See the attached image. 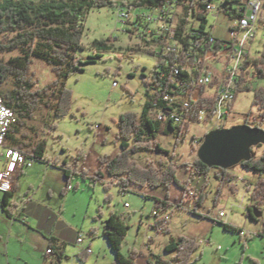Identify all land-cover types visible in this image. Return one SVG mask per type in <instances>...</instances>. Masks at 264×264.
I'll list each match as a JSON object with an SVG mask.
<instances>
[{"label":"rangeland","instance_id":"rangeland-1","mask_svg":"<svg viewBox=\"0 0 264 264\" xmlns=\"http://www.w3.org/2000/svg\"><path fill=\"white\" fill-rule=\"evenodd\" d=\"M3 0H0L2 2ZM129 4L132 0H111L113 5L92 8L85 18L83 37V50L78 56L83 60L101 55L94 63H87L85 71L72 75L67 80V88L73 93V105L70 114L65 119L56 118L52 107L42 105L33 121L26 122L18 140L26 141L33 146L45 140L46 158L60 163L68 162L75 165V160L81 154L86 158L85 169L93 175L99 168L98 159L108 157L113 159L121 151L117 122L120 116L131 112L141 116L143 107L148 99L149 82L154 72L159 69V59L153 52L145 47L135 34L134 20L118 19L116 5L120 2ZM137 11V10H136ZM143 13L150 10H142ZM210 23L215 24L214 18ZM231 21L222 16L217 25V37H226ZM258 35L249 43L252 50L250 55L260 59L264 51V29L258 25ZM0 41H4L0 35ZM101 42L106 47L95 46ZM19 50L13 52H0V59L6 62L9 58L20 56ZM264 67V66H263ZM219 68V67H218ZM217 68V69H218ZM38 87L51 84L55 79L52 68L42 60H35L33 67ZM249 69V68H248ZM252 74V75H251ZM246 85L252 87L251 91L240 93L235 100V109L225 121L227 128L236 125H245L247 119L250 126L261 121L260 111L253 106L254 89L264 88V77H260L254 65L243 74ZM117 82V87H114ZM12 79L6 89L11 88ZM208 91V90H207ZM206 94H213L208 91ZM53 102L56 98L52 97ZM252 115L248 117V113ZM257 120V121H256ZM216 122L208 120L207 123L192 124L183 143L176 142L174 133L159 134L156 140L170 156L160 154L141 153L134 155V160L140 165H157L160 162L165 167L170 163L177 165V178L182 182L184 194L190 189L200 195L206 178L194 176L189 171V164L198 160L197 154L203 139L215 128ZM55 126L52 129L51 126ZM264 130V123L260 126ZM25 134V136H23ZM254 156L259 158L264 154V145L254 147ZM81 159V158H80ZM44 166L36 164L34 169H26V175L31 176V182L38 184L45 178ZM80 168V167H78ZM96 170V171H95ZM234 176L228 186L223 188L218 199L220 182L215 178V171L208 176L207 194L204 206L199 209L205 217L193 215L195 199L184 197L178 186L173 185L168 191L172 197L177 195L180 199L172 202L169 209V233H158L153 226L156 224L152 215L155 211V199L149 196L166 195L164 187L150 189L130 186L127 192H120L119 187L110 183L107 177L105 183L109 186L106 192L104 185L98 182L94 188L88 185V180L75 177L73 185H79L80 190H71L68 195L61 197V192L52 199L53 205H65V221L71 231V238L67 241V251L61 260L54 256L56 264H116V253L109 246L107 238L103 235V226L111 213L124 216L128 226L123 253L130 256L138 253L140 257H150L151 253L161 255L171 260L173 255L167 253L165 247L180 237L200 241V248L195 254L193 264H264V207L255 212L259 222H253L247 216V207L253 186L264 174L243 168L238 165L231 170ZM48 193L40 197L48 198ZM148 196V197H146ZM107 198L109 200H107ZM128 204V207H126ZM223 209L226 215L221 220L216 215ZM223 224L237 227L246 236L234 231H226ZM23 224V223H22ZM96 237L91 243V254L86 253V244H77V236L87 239ZM92 238V239H93ZM87 240V245L92 240ZM28 244L18 245L17 254L0 264H41L43 242L41 238H30ZM38 246L40 251H35ZM150 249H149V248ZM86 254L87 260L81 261L78 256Z\"/></svg>","mask_w":264,"mask_h":264},{"label":"trees","instance_id":"trees-1","mask_svg":"<svg viewBox=\"0 0 264 264\" xmlns=\"http://www.w3.org/2000/svg\"><path fill=\"white\" fill-rule=\"evenodd\" d=\"M158 4L154 0H132L129 4ZM111 0H104L95 3L93 0H3L0 2V35L4 41H0V52H13L16 49L20 51V56L9 58L4 62L0 59V96L5 100V104L11 108L18 116L17 123L10 129L7 141H11L14 149L22 151L29 157H34L36 160H44L50 163L51 166L62 170L67 177V186L64 194L70 188L75 192L80 190L78 185H73L72 181L75 177L82 175V178L88 180V185L94 188L95 184L100 182L104 185V174L99 170L93 177L88 178L86 174H78L79 157L75 160V165L68 162L60 163L57 159L51 160L46 158L47 145L45 140H42L36 145H29L26 141L18 140L17 136L25 127L26 122L33 121L36 114L42 105L52 107L56 118L65 119L71 112L73 105V93L67 88V80L75 74L85 71L84 66L87 63H94L101 55L90 57L89 60H83L78 56L79 51L83 50V37L85 30V18L90 10L94 8L113 5ZM188 13L189 9L184 8ZM230 20L235 19L234 12L228 13ZM186 19L181 17L180 30H185ZM106 47L101 42H96L95 46ZM151 50L150 47L145 46ZM35 60H42L52 68L56 79L49 85L42 88L38 87V82L35 79V72L32 67ZM254 67L258 71L260 77H264V51L260 59H254ZM191 67L183 63H175V69H172L173 79L189 77L191 80ZM12 79L11 88L6 89L9 85V80ZM252 87L246 85L244 80H241L236 87V95L251 91ZM149 89L146 92L148 97L141 116L135 113H125L120 116L117 122L118 134L116 136L120 143L121 151L113 159L101 157L99 159L101 167L104 168L106 174L112 179L121 192H126L130 185L136 187L157 189L164 187L169 189L172 185H178L185 189L184 185L177 178V165L170 163L165 167L160 162V166L147 165L143 166L134 160V155L141 153L160 154L162 156H170V152L165 150L156 138L162 132L165 135L174 133L177 143H183L189 132L191 124L173 126L164 124L157 120L156 115L152 114L150 108L156 98L151 97ZM255 95L253 106H257L260 111L261 121L256 122L252 127L261 128L264 123V88L254 89ZM206 94V87H196L195 96L197 99H203ZM52 97L56 98L53 102ZM203 105V103H202ZM201 105V107H202ZM252 115V111L248 113V117ZM247 119V125H251ZM257 121V120H256ZM55 129V126H51ZM223 128H227L226 125ZM25 136V134H23ZM262 147V145L258 146ZM13 148V147H12ZM254 148L252 159L248 162H242L240 166L243 168L255 171V173L264 174V154L259 158L254 156ZM189 171L194 176H203L206 178L200 195L195 199V207L191 211L193 215L205 217L199 211L204 206L207 199L208 176L212 171H215L216 178L220 185L218 188V199L222 195V190L229 182L233 181L234 176L231 170L222 168H210L200 160L193 161L189 164ZM106 192L109 191V186L104 185ZM148 197V196H146ZM10 194H4V210L11 214L8 209ZM107 200H109L107 198ZM155 210L163 209L164 212L169 211L170 204L166 201H158ZM264 207V179H259L253 186L251 192V201L247 207V217L253 222H259L255 215V211H260ZM223 224V222H221ZM226 231H241L231 224H223ZM158 233H169V222L164 224L163 220L157 221L153 226ZM128 226L124 221V216H119L117 213H111L103 227V235L107 238L111 249L116 253V264H136L138 253H131L126 256L123 253V242H125ZM95 231H93L94 233ZM55 239L50 240V250L56 253L57 259L63 258V250L56 252L53 247ZM200 241L192 240L185 237H180L178 240L169 243L165 250L167 253L173 254L171 260L164 259L161 255L151 253L148 257V264H193L195 254L200 248ZM81 261L87 260L86 254L78 256ZM55 264V263H54Z\"/></svg>","mask_w":264,"mask_h":264},{"label":"built area","instance_id":"built-area-1","mask_svg":"<svg viewBox=\"0 0 264 264\" xmlns=\"http://www.w3.org/2000/svg\"><path fill=\"white\" fill-rule=\"evenodd\" d=\"M154 1L158 4H127L122 1L116 5L118 19L124 23L133 19L135 30L132 34L144 46L150 47L159 59V69L154 72L148 86L149 94L156 98L150 108L151 113L161 123L173 126L202 124L210 120L211 123L216 122L215 129L223 128L233 110L236 87L243 80L245 71L254 65L255 58L249 53L252 50L249 43L258 35V25L264 29V0ZM185 7L189 9L188 13ZM145 9L151 13H143ZM232 12L235 19L230 20L228 13ZM183 16L186 19L185 30H180ZM222 16L228 17L231 24L226 37H217V25ZM210 18H214L215 24L210 23ZM175 63H183L196 71V83H189V77L182 74L180 79H173ZM197 84H204L206 93L212 91L213 94L197 99ZM117 85L114 82V87ZM17 120L18 116L0 96V147L5 146L8 133ZM5 157L12 161L14 168H32L37 161L14 148H7ZM85 172L84 167L77 169L78 174ZM185 197L196 199L197 195L190 189ZM169 213L157 209L152 218L155 222L163 220L168 224ZM224 217L223 212L216 215L217 220ZM240 234L246 236L243 232ZM92 238L79 236L77 241V244H86L87 254L92 250L86 241Z\"/></svg>","mask_w":264,"mask_h":264},{"label":"crops","instance_id":"crops-1","mask_svg":"<svg viewBox=\"0 0 264 264\" xmlns=\"http://www.w3.org/2000/svg\"><path fill=\"white\" fill-rule=\"evenodd\" d=\"M234 104L233 110L235 109ZM12 147L15 148L13 143L7 140L5 146L0 147V262H4L6 258L10 259V257H12L14 254H17L18 245H27L28 239L36 237L41 238V241L43 242V248H46V250H43V254L41 255L42 260H40V263L54 264L55 260L53 257L56 256V253H48L50 250V240L55 239L53 247L56 249V252L63 250L65 255L67 251V241L71 238L72 234L70 233L71 229L66 226L67 224L64 218L65 205H53L51 201L57 195V193L61 192V197H65L71 190H73V188H70V190L64 194V190L67 186V177L62 170L51 166L47 161L37 160L32 168H14L12 161L5 157L6 149ZM80 158L81 159H79L78 167L85 168L86 158L82 156ZM36 164L43 165V170L45 173V178L38 184L32 183L31 176L26 175L25 172L26 169H34ZM101 166L102 165L100 164V168L97 171L100 170L104 174V185H107L105 181L109 176ZM95 173L93 175H89L87 170L85 172L88 178L93 177ZM80 176L82 177V175L77 177ZM110 180L111 184H115L112 182L111 178ZM228 184L225 185V189ZM130 186L128 187L127 191L130 189ZM170 188L166 189L167 192L165 196L164 194H159L158 196L149 197L155 199L156 204L159 203L158 201L163 200L171 205L172 202H175V200L180 198L177 195L172 197L168 192ZM179 189H181L184 194L183 189L180 187ZM44 192L49 194L48 198L40 197V194ZM5 193L10 194L8 209L11 210V214L4 210L3 202ZM127 205L128 204H126V207ZM219 212H223L226 215V212L223 209H221ZM93 235L94 238L90 241L87 247L91 248V243L96 237V232H94ZM79 236L80 234L77 236V241ZM34 249L35 251H40L38 246H35ZM147 259V256L140 257L136 259V264H148Z\"/></svg>","mask_w":264,"mask_h":264},{"label":"water","instance_id":"water-1","mask_svg":"<svg viewBox=\"0 0 264 264\" xmlns=\"http://www.w3.org/2000/svg\"><path fill=\"white\" fill-rule=\"evenodd\" d=\"M264 145V130L245 125L210 131L197 157L210 168L231 170L252 159L253 148ZM257 212V211H255Z\"/></svg>","mask_w":264,"mask_h":264},{"label":"bare ground","instance_id":"bare-ground-1","mask_svg":"<svg viewBox=\"0 0 264 264\" xmlns=\"http://www.w3.org/2000/svg\"><path fill=\"white\" fill-rule=\"evenodd\" d=\"M191 77H193V78H191V80H189L188 82L189 83H196L197 78H198L197 72L195 71L194 73H192ZM199 87H205V86H204V84H197V88H199Z\"/></svg>","mask_w":264,"mask_h":264}]
</instances>
